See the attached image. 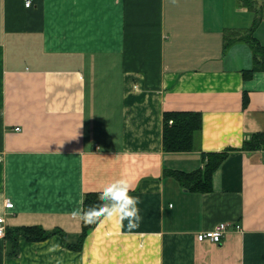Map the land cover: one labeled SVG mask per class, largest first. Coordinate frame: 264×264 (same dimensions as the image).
Masks as SVG:
<instances>
[{
    "label": "crops",
    "instance_id": "1",
    "mask_svg": "<svg viewBox=\"0 0 264 264\" xmlns=\"http://www.w3.org/2000/svg\"><path fill=\"white\" fill-rule=\"evenodd\" d=\"M262 53L264 0H0V264H264ZM173 110L201 112L196 149L163 148ZM223 151L210 190L168 172ZM121 177L138 226L74 247L72 210ZM224 220L241 227L197 238Z\"/></svg>",
    "mask_w": 264,
    "mask_h": 264
},
{
    "label": "trees",
    "instance_id": "2",
    "mask_svg": "<svg viewBox=\"0 0 264 264\" xmlns=\"http://www.w3.org/2000/svg\"><path fill=\"white\" fill-rule=\"evenodd\" d=\"M262 54L264 59V53ZM170 120H172V122H170ZM202 125L203 119L200 111H165L163 120V148L167 151L196 149L199 147V135ZM260 136L261 134L250 145L255 146L263 143L264 139H258ZM203 154L207 156L203 167L192 171L170 169L168 172L177 177L188 189L202 191L210 190L212 187V173L226 157L227 152H203ZM102 203L100 191H89L85 195L83 209H87L89 205L99 206ZM82 224V237L79 243L74 245L76 248L82 247L84 237L97 222L89 224L82 218ZM19 231L20 229H18V232ZM21 232L32 240H43L51 234V232H48L39 225H24L21 227Z\"/></svg>",
    "mask_w": 264,
    "mask_h": 264
},
{
    "label": "clouds",
    "instance_id": "3",
    "mask_svg": "<svg viewBox=\"0 0 264 264\" xmlns=\"http://www.w3.org/2000/svg\"><path fill=\"white\" fill-rule=\"evenodd\" d=\"M25 2L27 5L28 0ZM130 187L129 182L124 177L113 180L100 191L102 204L99 206L89 205L87 209L76 207L71 214L82 216L84 221L89 224L103 220L110 221L112 218L121 221L127 220L128 228H134L138 226L140 216L137 208L138 197L130 194Z\"/></svg>",
    "mask_w": 264,
    "mask_h": 264
},
{
    "label": "built area",
    "instance_id": "4",
    "mask_svg": "<svg viewBox=\"0 0 264 264\" xmlns=\"http://www.w3.org/2000/svg\"><path fill=\"white\" fill-rule=\"evenodd\" d=\"M32 0H28L27 6L31 4ZM26 4V2H25ZM172 122V120H170ZM13 201L9 198L6 199L5 205L7 207L13 206ZM233 226L236 229H239L241 225L239 223H233L229 220L220 221L216 226L210 229L202 230L197 233V238L199 240H209L212 242H220L224 237L225 233L228 232ZM6 224H5V217L0 215V238H3L6 234Z\"/></svg>",
    "mask_w": 264,
    "mask_h": 264
},
{
    "label": "rangeland",
    "instance_id": "5",
    "mask_svg": "<svg viewBox=\"0 0 264 264\" xmlns=\"http://www.w3.org/2000/svg\"><path fill=\"white\" fill-rule=\"evenodd\" d=\"M259 16H262V14L260 13ZM260 20V18H258Z\"/></svg>",
    "mask_w": 264,
    "mask_h": 264
}]
</instances>
